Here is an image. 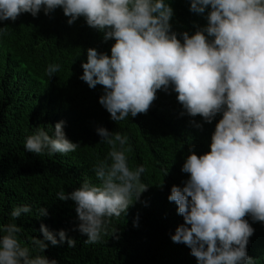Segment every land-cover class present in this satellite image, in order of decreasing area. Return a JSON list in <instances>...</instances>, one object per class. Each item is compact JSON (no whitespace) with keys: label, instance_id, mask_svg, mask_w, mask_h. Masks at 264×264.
Returning a JSON list of instances; mask_svg holds the SVG:
<instances>
[{"label":"clouds","instance_id":"1","mask_svg":"<svg viewBox=\"0 0 264 264\" xmlns=\"http://www.w3.org/2000/svg\"><path fill=\"white\" fill-rule=\"evenodd\" d=\"M57 7L68 25L83 17L103 33L104 41H115L110 55L88 48L78 77L90 89L103 86L98 102L110 119L146 113L157 90L167 92L169 86L177 93L180 115L199 114L211 123L220 114L210 150L197 156L189 149L180 169L188 177L183 187L170 189L167 200L175 202L182 218L173 219L178 227L175 233L165 230V236L174 242L172 248L186 245L197 264H254L246 251L254 229L243 218L264 223V0H190V12L208 8L207 23L192 35L180 33L181 39L172 31L173 10L165 0H0V22L15 21L22 13L36 17L41 10L48 15ZM59 69L51 63L45 72L52 77ZM63 125L33 127L24 150L74 152L79 144L66 138ZM96 132L100 143L111 146L92 167L97 183L85 176L75 190L55 193L57 199L75 203L79 223L74 230L86 236L84 244L101 240L110 217L127 209L141 213L136 206L144 202L139 197L148 187L141 182L144 165L128 166L127 136L104 127ZM30 211V205L21 204L10 216ZM38 213L47 214L42 207ZM20 231L15 223L0 226L5 233L0 235V264H57L41 254L49 244H76L65 230L53 233L41 224L42 238L32 237L30 250L18 241Z\"/></svg>","mask_w":264,"mask_h":264},{"label":"trees","instance_id":"2","mask_svg":"<svg viewBox=\"0 0 264 264\" xmlns=\"http://www.w3.org/2000/svg\"><path fill=\"white\" fill-rule=\"evenodd\" d=\"M165 2L173 10L170 24L177 39H181L180 33L192 35L206 25L208 8L198 14L189 11L190 0ZM67 19L57 7L48 15L41 10L36 17L22 13L15 21L0 22V226L17 224L21 229L17 239L30 250L32 237L42 238L41 224L53 233L65 230L67 237L76 240L74 247H68L65 240L56 246L49 244L41 253L57 264H197L186 245L181 243L180 250L172 248L174 242L165 236V230L175 233L178 227L173 219L182 218L167 196L173 185L183 187L188 177L180 169L189 149L197 156L210 150L220 114L211 123L199 114L180 115L183 109L177 93L169 86L167 92L157 90L146 113L121 121L110 119L98 102L103 86L90 89L78 77L88 48L110 55L115 41H104L103 33L89 27L83 17L71 25ZM51 63L59 64L60 69L49 77L45 69ZM59 121H64L66 138L79 144L74 152L34 154L24 150L25 137L32 134L33 127L49 128ZM190 121L202 127L198 129ZM98 127L127 136L128 166L134 170L144 165L141 182L148 187L139 197L144 202L136 206L142 214L127 209L125 214L110 217L101 240L84 244L86 236L74 230L79 223L75 203L61 201L55 193L75 190L85 176L97 183L92 167L111 150L100 143ZM21 204L30 205L31 211L12 218V208ZM40 207L46 209V215L39 216ZM243 219L254 229L246 245L247 255L254 264H264V223L253 222L248 215Z\"/></svg>","mask_w":264,"mask_h":264}]
</instances>
